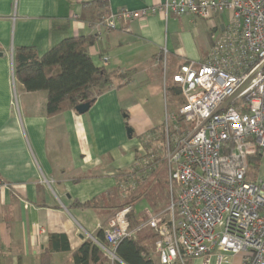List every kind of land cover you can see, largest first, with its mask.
Returning <instances> with one entry per match:
<instances>
[{
	"label": "crops",
	"instance_id": "1",
	"mask_svg": "<svg viewBox=\"0 0 264 264\" xmlns=\"http://www.w3.org/2000/svg\"><path fill=\"white\" fill-rule=\"evenodd\" d=\"M94 1L0 0V179L7 183L0 194V264H42L53 233L65 234L70 250L53 251L51 264H74V251L88 239L98 240L119 208L131 206L142 220L147 200L129 203L133 194L128 188L139 174L131 173L138 163L139 138L158 125L148 99L147 109L141 108L144 132L136 135L132 126L129 136L124 119L132 105L128 86L165 84L183 63L206 62L216 40L231 27L229 11L207 21L158 12L117 17L115 28L96 27L99 12L140 10L166 0H109L105 10ZM187 25L195 31H187ZM219 28V38L204 35ZM71 36H95L89 49L95 63L133 75L126 85L100 95L83 114L69 109L49 116L48 92L18 80L15 51L34 47L43 55ZM87 201H94V207L80 205ZM153 252L155 259L156 242Z\"/></svg>",
	"mask_w": 264,
	"mask_h": 264
},
{
	"label": "built area",
	"instance_id": "2",
	"mask_svg": "<svg viewBox=\"0 0 264 264\" xmlns=\"http://www.w3.org/2000/svg\"><path fill=\"white\" fill-rule=\"evenodd\" d=\"M226 11L231 27L210 58L183 63L172 75L182 102L177 112L165 107L160 158L169 201L148 207L135 227L131 206L117 210L102 227L107 244L94 239L111 259L123 239L150 228L160 264H230L240 253L242 264H264V179L248 180L251 159L264 161V0H166L110 12L96 27L115 28L117 17L162 12L212 20ZM151 162L145 167L160 161ZM6 186L0 179V194Z\"/></svg>",
	"mask_w": 264,
	"mask_h": 264
},
{
	"label": "trees",
	"instance_id": "3",
	"mask_svg": "<svg viewBox=\"0 0 264 264\" xmlns=\"http://www.w3.org/2000/svg\"><path fill=\"white\" fill-rule=\"evenodd\" d=\"M108 2L109 0H96L92 4L105 10L108 8ZM105 13L106 10L97 14L99 20ZM94 37H66L43 55L34 47L16 49L14 56L16 76L29 89L48 92L46 113L49 116L69 109L75 110L81 102H94L107 90L119 88L130 81L132 70L111 72L95 63L89 51ZM173 92L178 95L180 90L174 87ZM254 158L258 157L252 159ZM154 160L158 162L161 158L157 156ZM155 166L144 167L143 171H151L152 174L157 168ZM141 168L136 163L131 173L135 175ZM137 178L140 181V178ZM122 188L127 189V186ZM132 188H135V184L130 189L133 190ZM138 198L139 195H132L129 203H134ZM80 205L94 207L95 204L94 201H87ZM128 217L133 227L144 220V218L139 220L133 208ZM97 237L102 244H107L103 229L98 232ZM156 239L157 234L152 229L145 228L139 231L136 237L125 238L119 243L115 259H111L94 240L88 239L74 251L73 261L74 264H155L153 247ZM60 250H70L68 238L65 234L53 233L50 236V247L42 254V264H51L52 252Z\"/></svg>",
	"mask_w": 264,
	"mask_h": 264
},
{
	"label": "rangeland",
	"instance_id": "4",
	"mask_svg": "<svg viewBox=\"0 0 264 264\" xmlns=\"http://www.w3.org/2000/svg\"><path fill=\"white\" fill-rule=\"evenodd\" d=\"M226 14V13H225ZM228 15V13H227ZM225 15V23L228 24V16ZM207 21V20H205ZM193 28L194 26L191 25ZM190 25H187V31H195L192 29ZM205 36H214L215 39L221 36L222 29L219 28L218 30L214 31L210 30V32L203 31ZM217 42V40H216ZM215 42V44H216ZM159 81L151 82L150 84H139V83H131L128 86L130 95L128 96L129 100L132 101V105L130 106V115L129 117H125L124 119L127 121L128 125L126 128H131L134 131L132 126H135V134H142L144 132V127L146 126V119L141 114V108L145 105L147 109V101L149 99L148 107L154 106L155 109V123L157 129L155 128L151 132L144 134L139 139V155H138V165L142 167L138 171L139 180L136 178L133 180L135 183V188L129 191L133 195H139V198L134 201L138 202L142 198L147 200L148 204H145L140 211L143 212V216L145 215V210L150 207L154 210H159L164 208L168 201H169V194H168V168L167 166L161 161L156 164L157 168L151 174L144 170L145 162L152 160V158H156L158 155L162 156V143H163V127L165 125V107L166 103L168 104L169 111H178L179 102H181L180 98H178L175 93L170 89L173 83L172 75L169 74L167 77L166 82V91L164 89V80H161L160 84ZM151 97V98H149ZM139 131V132H138ZM147 131V130H145ZM157 154V155H156ZM153 155L155 157H153ZM155 162L153 160L152 163ZM251 168L250 173L248 175L249 181H255L258 179H264V161L260 158H254L251 160ZM155 166V167H156ZM149 177V178H148ZM138 179V178H137ZM138 181V182H135ZM142 184V185H141ZM120 209V208H119ZM118 209V210H119ZM142 216V215H141ZM144 217H142L143 219ZM155 255V254H154ZM153 255V256H154ZM243 253L235 255L231 264H242L243 263ZM155 257V256H154ZM156 263L159 264L157 258H155Z\"/></svg>",
	"mask_w": 264,
	"mask_h": 264
},
{
	"label": "water",
	"instance_id": "5",
	"mask_svg": "<svg viewBox=\"0 0 264 264\" xmlns=\"http://www.w3.org/2000/svg\"><path fill=\"white\" fill-rule=\"evenodd\" d=\"M92 103H93V101L81 102V103H79V104L76 106L75 110H76L78 113L83 114V113L87 112V111L90 109ZM127 131H128L129 136H131L132 129H131V128H127Z\"/></svg>",
	"mask_w": 264,
	"mask_h": 264
}]
</instances>
